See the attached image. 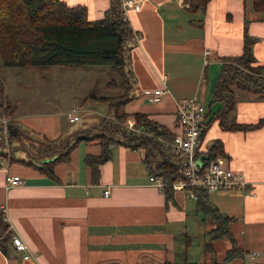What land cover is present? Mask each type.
Listing matches in <instances>:
<instances>
[{"label": "crops", "instance_id": "1", "mask_svg": "<svg viewBox=\"0 0 264 264\" xmlns=\"http://www.w3.org/2000/svg\"><path fill=\"white\" fill-rule=\"evenodd\" d=\"M65 1L85 5L90 18H101L111 4V0ZM128 16L140 34V41L129 47L127 64L133 89L139 93L123 108L146 112L175 133L178 100L197 97L205 104L202 126L207 129L199 151L206 156L211 144L222 140L226 162L248 181L240 190L209 193L223 215L233 218L229 229L244 255L223 262L232 242L210 239L207 232L215 224L204 221L196 199L177 190L174 201H166L164 190L150 179L154 168L146 160L144 146L113 144L112 156L100 165L95 183L85 155L99 154L101 147L95 139H81L70 158L55 165L56 179L34 165L0 156V207L13 235L21 237L33 255L24 261L13 245L9 254L0 249V264H264V125L223 128L220 112L225 103L215 95L225 57L242 54L246 32L255 39L257 64L264 65L262 15L251 0H210L197 11L188 10L185 0H139ZM205 50L210 53L205 55ZM9 69L0 56V73L8 78L14 73L26 76ZM164 84L169 92L155 99L154 90ZM97 85L96 81L93 89ZM7 86L0 78V103L15 109L12 115H3L9 121L15 158L34 159L43 145L64 148L75 141L79 130L88 129L87 125L72 134L59 117L66 116L67 109L60 113L57 105L33 102L22 87L8 95ZM232 86L235 120L250 123L264 118V92ZM91 92L96 93L95 89L87 93L83 103ZM109 108L103 118L112 117ZM7 171L24 178V184L7 189ZM253 250L259 252L256 260L249 256Z\"/></svg>", "mask_w": 264, "mask_h": 264}, {"label": "trees", "instance_id": "2", "mask_svg": "<svg viewBox=\"0 0 264 264\" xmlns=\"http://www.w3.org/2000/svg\"><path fill=\"white\" fill-rule=\"evenodd\" d=\"M210 0H185L190 11L205 9ZM256 12L264 19V0H251ZM248 19L246 18V24ZM134 34L130 21L124 18L122 0H111L110 6L101 18H90L88 8L82 4L72 5L65 0H0V56L7 66H46V65H108L116 75L108 82L109 88L121 89L118 94L97 95L94 92L88 97L107 102L113 115L104 117L97 126L101 132L78 135L75 141L66 147L43 145L40 154L33 159L11 158L36 166L56 179L55 165L70 158L72 150L81 139H95L101 147L99 154L88 153L85 162L91 173V180L97 183L100 179V165L111 158L112 145L125 143L130 146L150 147L158 150L163 159L154 168V175L160 176L167 184L163 187L167 202H173L175 192L171 182L182 177L178 164L174 160L171 142L175 133L166 125L153 120L148 113L135 111L129 113L124 105L132 99V74L127 69L129 59L128 42ZM254 38L245 34L242 54L225 57L223 72L217 84L215 95L224 101V111L220 112V125L225 129L248 130L264 125V118L256 122H238L231 115L236 109L235 90L232 85L255 92H264V65L257 64L253 53ZM233 60L234 64H228ZM250 71L259 73L251 74ZM263 77V78H262ZM116 99V100H115ZM115 101H117L115 103ZM15 109L0 103V116L12 115ZM217 114V112H216ZM132 117L136 130H128L126 121ZM95 129V130H96ZM207 129L202 127L201 136ZM0 123V151L4 146ZM90 130V129H87ZM108 133L122 134L123 139H112ZM206 162L219 155L228 157L222 140L216 139L205 151ZM196 155L201 156L199 150ZM2 156V155H0ZM146 160L148 151L146 149ZM189 189L196 195V210L203 215L204 221L214 223L207 235L211 240L228 238L232 246L226 252L223 262L242 257L245 250L239 245L229 229L231 216L223 215L211 202L209 193L202 187L186 186L182 191L188 195ZM0 207V249L9 254L13 249V233Z\"/></svg>", "mask_w": 264, "mask_h": 264}, {"label": "built area", "instance_id": "3", "mask_svg": "<svg viewBox=\"0 0 264 264\" xmlns=\"http://www.w3.org/2000/svg\"><path fill=\"white\" fill-rule=\"evenodd\" d=\"M139 0H122L124 18L129 20L128 11L130 8L137 7ZM130 21V20H129ZM134 29V28H133ZM140 41V34L134 30V34L128 42V47L133 46ZM210 50H205L208 55ZM163 83H166L163 80ZM165 92H169L166 84L162 88L154 90V98L159 99ZM138 89H132L131 96L137 95ZM206 113L205 104L197 97H189L178 100L176 103V117L178 130L175 132L174 138L168 144L172 146L174 151V160L178 164V170L182 177L171 182V186L176 190H182L186 186L202 187L209 192L216 191H234L245 188L248 181L242 174L236 172L227 162L224 156L219 155L206 162V156L201 163H198L196 151L199 150V140L201 130ZM66 115L71 122L79 120V109L75 106L69 107ZM6 116H1L0 123L4 137L9 139V123ZM133 120H129V124L133 125ZM201 152V151H200ZM202 155V153H201ZM150 179L162 189L167 184L160 176H150ZM24 184V178L13 175L7 171L5 176V186L10 188L16 185ZM105 194L109 193V189L104 190ZM188 195L197 199L196 193L189 189ZM4 210V208H3ZM11 228V226H9ZM13 245L15 249L21 253L24 261H31L33 258L28 245L23 239L17 235H13ZM259 252L253 250L249 253L252 260L257 258ZM38 264V263H32Z\"/></svg>", "mask_w": 264, "mask_h": 264}, {"label": "rangeland", "instance_id": "4", "mask_svg": "<svg viewBox=\"0 0 264 264\" xmlns=\"http://www.w3.org/2000/svg\"><path fill=\"white\" fill-rule=\"evenodd\" d=\"M228 64H234L233 60H228ZM9 70L14 72H21L24 75V79L18 77L17 74L11 75L10 78L7 75L0 76L3 77L5 83H8V88L6 92L12 95L14 92L18 90L19 87H22L26 90V95L28 99L33 102H37L40 104L42 101L46 103L47 106L51 107L53 105H57V110L61 113L63 110H68L69 107L75 106L79 109L80 119L75 122H69L66 116L60 114L65 125H68L72 129V134L79 128L84 126H89L90 130H79L78 135L91 133V132H101L97 130V122L103 120V114L107 110V106L109 104L104 101H96L92 98L86 99V102H82L85 99V96L90 91H96V94L99 95H113L118 94L121 89L109 88L107 86V82L113 77L116 76L111 72V69L108 65H87L85 67H76V66H67V65H46V66H25V67H14L9 66ZM70 72L72 76H66ZM251 74L258 75L254 71H250ZM20 74V73H19ZM263 78V77H262ZM98 82L96 88L93 89V85L95 82ZM116 100V99H115ZM82 102V103H81ZM117 101H115L116 103ZM95 108V110H94ZM51 109V108H49ZM66 110V111H67ZM112 114V112H110ZM113 115V114H112ZM106 117V116H104ZM7 118V117H6ZM129 120H135L132 117L126 121L125 126H127L128 130H136L134 127V123L131 126L129 124ZM96 129V130H95ZM76 134V133H75ZM77 135V136H78ZM76 136V137H77ZM4 146L2 151H0V155L2 156H11L14 158V148L12 147V142L9 139L5 138L2 133ZM74 138V140L76 139ZM108 137L112 139H123L125 140L122 134H112L108 133ZM168 145V141H166ZM1 148V147H0ZM148 151V161L152 166L156 169L158 167V163L163 159L162 153L158 150H151L150 147H146ZM258 258V257H257ZM255 258L254 260H256Z\"/></svg>", "mask_w": 264, "mask_h": 264}, {"label": "water", "instance_id": "5", "mask_svg": "<svg viewBox=\"0 0 264 264\" xmlns=\"http://www.w3.org/2000/svg\"><path fill=\"white\" fill-rule=\"evenodd\" d=\"M8 128H10L9 126H8ZM205 158V155H201L199 158H198V163H201L202 162V160Z\"/></svg>", "mask_w": 264, "mask_h": 264}, {"label": "bare ground", "instance_id": "6", "mask_svg": "<svg viewBox=\"0 0 264 264\" xmlns=\"http://www.w3.org/2000/svg\"><path fill=\"white\" fill-rule=\"evenodd\" d=\"M209 192V191H208Z\"/></svg>", "mask_w": 264, "mask_h": 264}]
</instances>
